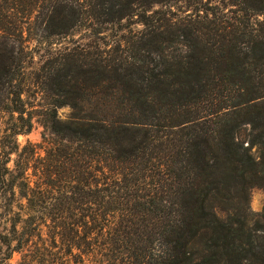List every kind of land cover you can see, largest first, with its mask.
I'll return each instance as SVG.
<instances>
[{"label": "trees", "instance_id": "trees-1", "mask_svg": "<svg viewBox=\"0 0 264 264\" xmlns=\"http://www.w3.org/2000/svg\"><path fill=\"white\" fill-rule=\"evenodd\" d=\"M1 113L0 264L43 231L49 264H264V0H0Z\"/></svg>", "mask_w": 264, "mask_h": 264}, {"label": "rangeland", "instance_id": "rangeland-1", "mask_svg": "<svg viewBox=\"0 0 264 264\" xmlns=\"http://www.w3.org/2000/svg\"><path fill=\"white\" fill-rule=\"evenodd\" d=\"M183 3L175 4L172 8V11L179 12V9L185 10L187 7L184 6ZM183 7H185L183 9ZM140 25L133 26L134 29L140 28ZM106 36V40L109 43H113L115 41V38L111 36V33L109 30H106L103 34ZM92 40V37H90L89 31L85 30H78L74 32L72 35H68L67 37H58L53 38L51 41L53 42V46L59 47V46H65L67 43L71 44L76 41L78 42H85ZM46 46H41V50L35 48L36 43L31 42V46L34 47L33 51V58L27 63L26 68V91L23 94V99L26 102V107L32 111L33 113V124L31 130L26 134H19L17 135V142L20 144V146L30 143L35 147L36 155L43 156L44 155V145L46 141L50 139V134L48 131L43 127L41 122V112L44 109L43 106L47 102V99L44 97L42 92H39L35 87L31 85V75L33 72L37 71L41 62H42V54L45 53L44 49L47 48ZM49 47V46H48ZM29 88V89H28ZM69 113V108L67 106L59 107L57 108V114L61 118H65ZM12 121L10 116L6 113L0 114V133L3 132L4 128L6 127L7 123ZM264 204V188L260 186H253L249 190V205L250 209L253 213L254 217H257V215L261 212L262 207ZM45 230V228H44ZM53 245V246H52ZM61 246L59 243L58 238L55 240H52V238L46 233L42 232L41 237H35L33 240V243L30 246V250H27L28 247L23 249V251L20 252H13L9 264H49L51 262V255L50 253H54L55 251H59V256H63L64 249H58ZM4 251V247L2 248ZM27 253V254H26ZM29 253V255H28ZM66 253V252H65ZM23 254H25V262L22 258ZM27 255V256H26Z\"/></svg>", "mask_w": 264, "mask_h": 264}]
</instances>
